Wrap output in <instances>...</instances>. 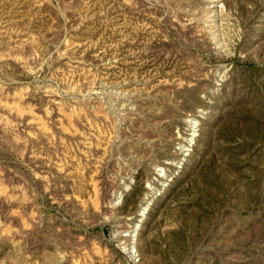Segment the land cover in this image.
<instances>
[{
	"label": "rangeland",
	"instance_id": "obj_1",
	"mask_svg": "<svg viewBox=\"0 0 264 264\" xmlns=\"http://www.w3.org/2000/svg\"><path fill=\"white\" fill-rule=\"evenodd\" d=\"M0 264H264V0H0Z\"/></svg>",
	"mask_w": 264,
	"mask_h": 264
}]
</instances>
